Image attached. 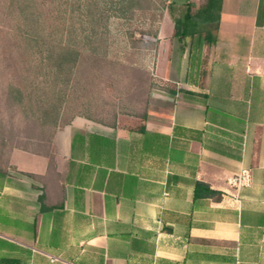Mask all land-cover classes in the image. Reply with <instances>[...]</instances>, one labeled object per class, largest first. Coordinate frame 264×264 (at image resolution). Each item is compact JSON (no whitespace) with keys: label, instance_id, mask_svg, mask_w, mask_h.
<instances>
[{"label":"crops","instance_id":"0c3cea01","mask_svg":"<svg viewBox=\"0 0 264 264\" xmlns=\"http://www.w3.org/2000/svg\"><path fill=\"white\" fill-rule=\"evenodd\" d=\"M229 1L216 43L156 75L173 89L11 152L25 180L0 170V264H264V0ZM209 45L223 61H198Z\"/></svg>","mask_w":264,"mask_h":264},{"label":"rangeland","instance_id":"374dc122","mask_svg":"<svg viewBox=\"0 0 264 264\" xmlns=\"http://www.w3.org/2000/svg\"><path fill=\"white\" fill-rule=\"evenodd\" d=\"M67 1L76 0H0V170L14 182L25 180L10 166L14 150L47 154L54 131L76 116L111 121L118 113L139 111L151 89H173L156 75L181 71L188 61L190 40L174 37V19L208 3L152 0L154 10L146 12L136 0L132 6L125 2L121 12L120 0H93L106 20L95 35L90 26L75 25L79 38L93 39L80 48L69 75L58 59L72 17ZM220 54L209 45L198 61H223Z\"/></svg>","mask_w":264,"mask_h":264},{"label":"trees","instance_id":"16d2710c","mask_svg":"<svg viewBox=\"0 0 264 264\" xmlns=\"http://www.w3.org/2000/svg\"><path fill=\"white\" fill-rule=\"evenodd\" d=\"M135 1L136 0H120L119 4L122 6L119 10L121 12H125V2L132 6ZM141 1L145 4L144 7H141L144 11L152 12L154 10L152 0H140V2ZM222 3L223 0H208L207 7L198 13H193L189 7L182 17L174 19V37L181 42L189 39L192 43H198V45L202 44L203 42H207L209 44L216 43V31L218 30V25L221 18L220 15ZM68 4L69 3L67 1V5ZM68 6L67 9H70V15L72 17L71 19L69 18L68 25L66 24V31L64 32L63 30V34L68 35L65 41L64 38L61 40V53L58 59L59 61H62L61 65L63 66L61 67L65 66L67 72L69 75H71L74 67L73 62L76 61L80 56V48L83 46V44L85 46H90L91 40L93 39L90 35H86L84 39L83 37L79 38L75 25L78 24L85 26L86 24L92 28L90 31L95 35L98 32L97 27L102 25V21L100 20L104 21L106 18H103L104 16H99V10L97 8L95 9V3L93 0H88L83 4H81L79 0H76L73 3H70ZM160 17L162 18V15H160ZM214 25H216L215 28L212 27ZM157 35L158 30L155 31L154 37H157ZM71 121L72 120H70V122ZM56 130L51 136V141ZM205 196H221V193L211 190L210 187L204 183L197 182L195 187V199L204 198Z\"/></svg>","mask_w":264,"mask_h":264},{"label":"built area","instance_id":"2783aa9c","mask_svg":"<svg viewBox=\"0 0 264 264\" xmlns=\"http://www.w3.org/2000/svg\"><path fill=\"white\" fill-rule=\"evenodd\" d=\"M249 181V173L247 171H243L241 174H236L234 177H232L229 180V184L232 187H235L237 189H239L240 187L246 186L248 184ZM59 259L57 258H51L52 262H56Z\"/></svg>","mask_w":264,"mask_h":264}]
</instances>
